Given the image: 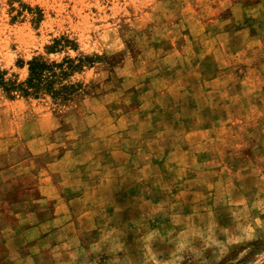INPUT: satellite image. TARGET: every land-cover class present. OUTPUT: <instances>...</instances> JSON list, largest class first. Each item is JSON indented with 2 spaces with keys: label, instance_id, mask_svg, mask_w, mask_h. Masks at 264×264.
Returning a JSON list of instances; mask_svg holds the SVG:
<instances>
[{
  "label": "rangeland",
  "instance_id": "1",
  "mask_svg": "<svg viewBox=\"0 0 264 264\" xmlns=\"http://www.w3.org/2000/svg\"><path fill=\"white\" fill-rule=\"evenodd\" d=\"M35 55L93 61L0 86V244L57 210L55 264H264V0H0V69Z\"/></svg>",
  "mask_w": 264,
  "mask_h": 264
},
{
  "label": "trees",
  "instance_id": "2",
  "mask_svg": "<svg viewBox=\"0 0 264 264\" xmlns=\"http://www.w3.org/2000/svg\"><path fill=\"white\" fill-rule=\"evenodd\" d=\"M45 48L47 53H56L65 49L77 50L76 43L66 35L54 38ZM92 61L91 56L73 58L67 55L62 60L56 61L35 55L27 61L28 76L23 81L17 82L6 78L7 71L0 69V86L9 94L16 92L26 97L51 95L55 100L65 102L71 100L83 87L82 81L73 80L72 77Z\"/></svg>",
  "mask_w": 264,
  "mask_h": 264
},
{
  "label": "crops",
  "instance_id": "3",
  "mask_svg": "<svg viewBox=\"0 0 264 264\" xmlns=\"http://www.w3.org/2000/svg\"><path fill=\"white\" fill-rule=\"evenodd\" d=\"M58 217V211L55 210L53 215L38 219L22 230H13L11 244H0V264H55L59 247L56 236L59 230L53 222Z\"/></svg>",
  "mask_w": 264,
  "mask_h": 264
}]
</instances>
